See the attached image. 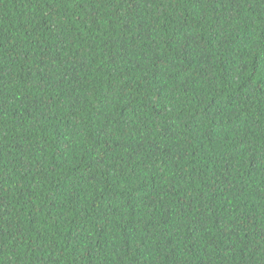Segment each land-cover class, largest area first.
Instances as JSON below:
<instances>
[{"label": "trees", "instance_id": "16d2710c", "mask_svg": "<svg viewBox=\"0 0 264 264\" xmlns=\"http://www.w3.org/2000/svg\"><path fill=\"white\" fill-rule=\"evenodd\" d=\"M0 264H264V0H0Z\"/></svg>", "mask_w": 264, "mask_h": 264}]
</instances>
